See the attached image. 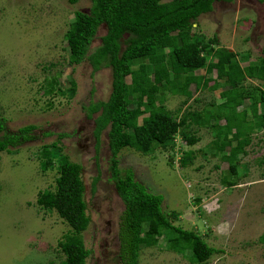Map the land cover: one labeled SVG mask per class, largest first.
<instances>
[{
	"label": "rangeland",
	"instance_id": "1",
	"mask_svg": "<svg viewBox=\"0 0 264 264\" xmlns=\"http://www.w3.org/2000/svg\"><path fill=\"white\" fill-rule=\"evenodd\" d=\"M90 5V0H0V119L7 132L34 125L30 139L0 151V264H61L64 259L57 242L68 225L54 210L35 203L38 191L54 187L56 159L41 171L39 148L55 140L61 153L80 165L82 197L89 217L80 233L89 251L84 264H121L117 231L123 204L111 180L106 128L96 140L97 113L87 116L84 110L88 103L109 95L110 69L92 71L86 60L68 64L63 38L74 11L87 12ZM192 26V33L204 39L215 36V47L236 53L239 65H245L260 55L264 0L215 1ZM104 32L105 26L100 25L90 50L100 43ZM197 73L203 74L204 69ZM56 74L59 88L51 90L49 79ZM210 76L206 86L191 90L190 98L163 95L162 104L173 116L184 109L194 110L186 133L190 130L198 137L195 143L187 145L177 132L172 142L151 153L122 148L117 164L120 169H130L147 191L162 196L160 208L176 214L174 224L193 230L217 250L201 264H264V242L259 239L264 232V127L250 130L244 153L237 154V180L225 186L221 178L226 163L220 156L229 150L212 155L210 149L213 141L221 145L230 138V134L221 133L224 119L217 122L218 137L209 125L192 121L212 109L209 103L235 98V90L222 91L214 71ZM70 80L75 83L72 94L66 90ZM241 85L244 89L262 88V82L251 77ZM247 96V105H236L230 117L231 132L237 121L255 120L250 108L256 92L249 89ZM230 143L233 146L235 139ZM184 150L192 151L194 158L180 166ZM137 264L190 263L159 238L153 246H140Z\"/></svg>",
	"mask_w": 264,
	"mask_h": 264
},
{
	"label": "trees",
	"instance_id": "2",
	"mask_svg": "<svg viewBox=\"0 0 264 264\" xmlns=\"http://www.w3.org/2000/svg\"><path fill=\"white\" fill-rule=\"evenodd\" d=\"M215 1L232 0H90L88 11H74L64 31L68 64L86 60L92 71L100 67L110 69L109 95L103 101L88 103L84 110L87 116L97 113L93 129L96 140L106 128L111 180L123 204L117 231V256L121 264H137L140 246H153L159 238L169 250L185 256L190 264L204 263L217 251L193 230L174 224L176 214L160 208L162 196L147 191L134 179L130 169L118 167L116 156L122 148L151 153L172 142L177 132L187 145L198 140L190 130L186 133L194 110L184 109L179 116H173L162 104L164 92L190 98L191 90L206 86L213 71L223 92L235 90L233 100L211 102V110L192 120L201 126L209 125L217 137L221 133L230 134L225 143L220 145L213 141L210 147L212 155L229 150L220 156L226 163L221 178L225 186L237 180V154L244 153L250 130L264 127V32L260 55L240 66L236 53L215 47V36L204 39L203 35L192 33L196 18L208 12ZM100 25L105 26V32L100 36V43L90 50ZM244 57L247 61L248 55ZM201 68L204 73L198 74ZM155 73L157 81H154ZM246 77L261 81L262 88L244 89L241 82ZM58 78L56 74L49 79L51 90L59 88ZM74 89L75 83L70 80L66 90L72 94ZM249 89L256 92V96L251 97L250 108L255 120L237 121L231 132L230 117L236 105H247ZM220 119L225 121L221 133L217 123ZM33 128L34 125L27 124L7 132L0 119V151L30 139ZM231 138L235 139L233 146ZM39 152L41 171L51 166L54 157L57 165L53 189L38 191L35 203L43 209L54 210L69 227L57 242L64 255L61 264H84L89 251L80 233L87 227L89 217L82 197L80 165L61 153L57 140L42 144ZM193 158L192 151L184 150L178 163L185 166ZM259 239L264 242V232Z\"/></svg>",
	"mask_w": 264,
	"mask_h": 264
}]
</instances>
